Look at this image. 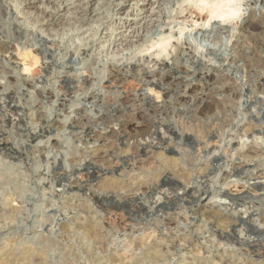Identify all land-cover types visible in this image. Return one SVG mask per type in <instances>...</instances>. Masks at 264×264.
<instances>
[{
  "label": "rangeland",
  "instance_id": "rangeland-1",
  "mask_svg": "<svg viewBox=\"0 0 264 264\" xmlns=\"http://www.w3.org/2000/svg\"><path fill=\"white\" fill-rule=\"evenodd\" d=\"M23 1L0 51L19 76L0 63V264H264V112L193 105L249 1Z\"/></svg>",
  "mask_w": 264,
  "mask_h": 264
},
{
  "label": "bare ground",
  "instance_id": "bare-ground-1",
  "mask_svg": "<svg viewBox=\"0 0 264 264\" xmlns=\"http://www.w3.org/2000/svg\"><path fill=\"white\" fill-rule=\"evenodd\" d=\"M248 1H249L250 5L252 6V8L249 10L248 15L243 18L244 21L242 20L243 23L241 25V28H242L241 31L243 33L241 35H239L240 36L239 39L238 40L236 39L237 41L233 45L234 52H232V49L230 50L233 54L232 55L230 54V56L229 55L227 56V54H225V52H224V49H222V46L215 47V48H213L214 50H211V52L216 54L217 56H222L223 61L229 67H226L224 69L221 68L223 70V73L220 75H215L217 78V81H218L216 86H213L211 88V92H209V95L204 94L202 97H200V99L197 102H195V104H193V105H196L197 108H204V109H209V110L211 109L213 111H214L213 108H216V109L220 108L222 111H225V113H227L226 111H230V114H231L232 113L231 111L233 109H235L236 107L238 108L239 105L242 106L243 104H247V105L253 104L256 109L263 110V112H264V98L262 99L260 96V95H263V97H264V5H263L264 0H248ZM23 2H25V6H30V8H31V6H32V4H34L35 0H24ZM56 9H58V8H55V6H54V9L47 12V15L49 17L57 18V16L55 17V15H54V12L56 11ZM83 10L84 9H79L78 11H83ZM44 13H45V11L43 12V15H44ZM233 14H234V11L230 7L220 8L219 10L215 8V9L210 10L209 15H206L205 17L208 18L210 16L212 18L213 16H220V17L231 18L230 16ZM15 16H17V15H15ZM15 16L11 15L9 5L6 4L5 0H0V51L4 52L6 54L11 53V54H14L15 56H17V54H15L14 51L17 49L19 50L21 48L20 37H22L25 30L23 28V24ZM198 18L203 19L204 17H203V15L199 14ZM48 19H50V18H48ZM222 30H225V29H222ZM12 33H14V35H15V37H14L15 41H13L11 39L12 35H13ZM218 43L216 42L217 45H218ZM219 44H221V42ZM210 47H212V46H210ZM223 48H225V46ZM248 48H250L249 51L247 50ZM208 49H211V48H208ZM165 50H166V48H165ZM44 53H46L45 50H44ZM208 53H210V52H208ZM183 56H181V57H183ZM186 57H188V56H186ZM189 57L191 58V56H189ZM1 59H0L1 60L0 63H2L1 65L6 67L5 68L6 75H7L6 77H8V80H11V79L18 80L19 76L17 74V71H15L13 68H11V65L8 64L4 58H1ZM200 60L198 59V61H200ZM155 62H156V60H155ZM239 62H242V64H239ZM14 63H15V61H14ZM45 68L46 67H44V69ZM234 68L236 70H240L241 68L242 69L244 68L246 71V72L245 71L244 72L246 74L243 76L241 75V77H240L239 73L241 74V72L238 71L239 73L237 72L238 73L237 74L236 71L235 72L233 71ZM241 71L243 72V70H241ZM179 72H183V69L176 68V72L175 73L173 72V73L177 74ZM108 74H109V78L112 79L113 81H121L123 79V75H122L121 70L119 68H117L116 66H112V68H111V70H109ZM146 75H149V73L144 71L142 73V77H145ZM165 77H167V75L162 74L161 80H162V78H165ZM189 85H192V84H189ZM2 89H0V91ZM17 90H18V88H17ZM19 91H21V89L18 90V92ZM14 94H15V92H14ZM12 99L14 100V98H12ZM236 110H239V109H236ZM255 112H256V110L254 111L251 109V111L249 113L254 114ZM256 114H258V113L256 112ZM245 115H246V113H245ZM247 115H248V113H247ZM213 116H216V115H213ZM230 116L233 118L235 115L233 116V114H232ZM230 116H228V117L225 116V118L222 116L223 120L220 118V120L223 121L224 125L231 123L232 118H230ZM236 117H237L236 119H238V116H236ZM92 120H90V121L92 122ZM213 120L214 119H212V121ZM97 121L99 122V120H97ZM245 121H247V120H245ZM236 122H237V120H236ZM88 123H90V122H88ZM235 124H237V123H235ZM89 126H91V125H89ZM228 126H230V124ZM254 126H255V124H254ZM259 131L264 133V127L263 126L260 127ZM259 131L257 130L256 132H259ZM247 152H258V147L255 145L251 146V147L248 146L247 150H245V152H243L244 156L248 155ZM253 154H256V153H253ZM215 156H217V155H215Z\"/></svg>",
  "mask_w": 264,
  "mask_h": 264
}]
</instances>
